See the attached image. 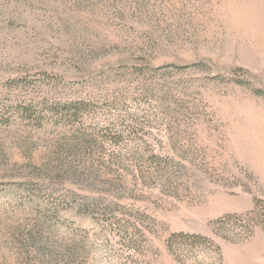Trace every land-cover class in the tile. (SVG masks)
<instances>
[{
    "label": "rangeland",
    "instance_id": "obj_1",
    "mask_svg": "<svg viewBox=\"0 0 264 264\" xmlns=\"http://www.w3.org/2000/svg\"><path fill=\"white\" fill-rule=\"evenodd\" d=\"M256 200L264 0H0V264H264Z\"/></svg>",
    "mask_w": 264,
    "mask_h": 264
},
{
    "label": "trees",
    "instance_id": "obj_2",
    "mask_svg": "<svg viewBox=\"0 0 264 264\" xmlns=\"http://www.w3.org/2000/svg\"><path fill=\"white\" fill-rule=\"evenodd\" d=\"M202 64H198L200 66ZM218 231L230 234L225 238L230 240H246L253 233L254 228L260 227L264 230V201H254L253 209L241 215H225L214 222ZM166 247L172 255H180L179 252H196L207 250L220 258V249L210 239L193 234H172L167 242Z\"/></svg>",
    "mask_w": 264,
    "mask_h": 264
}]
</instances>
